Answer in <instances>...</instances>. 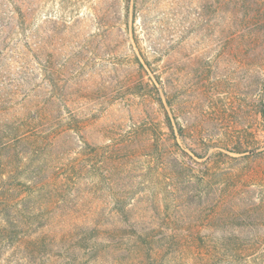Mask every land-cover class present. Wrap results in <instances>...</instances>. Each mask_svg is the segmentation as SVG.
<instances>
[{"label":"rangeland","instance_id":"obj_1","mask_svg":"<svg viewBox=\"0 0 264 264\" xmlns=\"http://www.w3.org/2000/svg\"><path fill=\"white\" fill-rule=\"evenodd\" d=\"M256 1L0 0V72L13 80L2 92L14 96L0 124L43 117L36 134L57 154L44 151L40 167L59 169L66 215L167 235L179 253L157 264H194L196 250L220 252L209 264H264V29L246 8Z\"/></svg>","mask_w":264,"mask_h":264},{"label":"trees","instance_id":"obj_2","mask_svg":"<svg viewBox=\"0 0 264 264\" xmlns=\"http://www.w3.org/2000/svg\"><path fill=\"white\" fill-rule=\"evenodd\" d=\"M227 1L220 0V6L224 7ZM231 1L234 5L245 4V0ZM246 8L248 13H253L256 26L262 21L261 28L264 29V2L246 3ZM3 66L5 69L1 70L8 67L5 64ZM12 81H7V77L0 72V115L9 109V104L14 103V96L9 97L2 92L10 89ZM157 82L162 84L159 79ZM157 93L160 95L158 87ZM25 97L27 101L30 94L27 93ZM159 102L163 106L160 96ZM165 115L170 133L173 136H184V129L174 125L167 110ZM42 120L41 115L30 111L23 127L10 125L9 122L0 124V264H100L104 255L113 252L124 254L116 257L117 264L131 259L139 264H157L165 256L176 257L179 252L175 248H168L172 243L167 241V235L155 229L139 226L141 229L138 230L128 220L130 231L123 233L117 227L119 219L116 218L110 222L111 225H117L108 229L107 219H82L72 213L73 209L70 214H65L67 204L63 195L64 188L56 185L59 169L46 170L40 167L39 159L44 151L46 155L57 154L55 142L49 146L47 143L43 145L44 137L36 134L38 130L35 126L38 128L42 125ZM25 128H33V131ZM73 132L75 129L71 128L62 135L73 139ZM21 173L27 177L24 181L19 179ZM39 186L50 189L42 191ZM126 238H130L131 247L126 245ZM220 255V252L214 250H196L192 260L194 264H209Z\"/></svg>","mask_w":264,"mask_h":264}]
</instances>
